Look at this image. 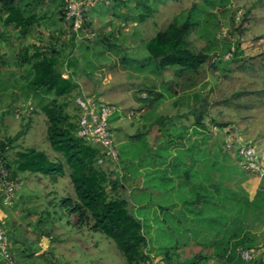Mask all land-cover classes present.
Listing matches in <instances>:
<instances>
[{
  "label": "rangeland",
  "instance_id": "1",
  "mask_svg": "<svg viewBox=\"0 0 264 264\" xmlns=\"http://www.w3.org/2000/svg\"><path fill=\"white\" fill-rule=\"evenodd\" d=\"M28 1L34 4V8L40 14H47L48 19L34 26L26 38L19 39L21 37H18L16 30L13 27H6L0 19V33L10 38L9 44L0 37V141L14 136L21 130H26L8 150V158L10 160L15 158V151L18 149L36 148L45 151L54 160L57 152L52 149L48 141V118L41 110L39 98L42 93L35 94L29 91L28 86L33 79L31 64L20 61L18 47L23 43L28 47L33 44L46 47L56 39H59V47H63L67 44L69 36H72V32L69 26L55 15L56 9L63 0H46L43 5L42 0ZM200 1L157 0L154 16L140 23L136 20L139 11L135 1L128 0L126 5H122L119 0H100L89 13L96 36L91 39H76L73 58L78 62V69L69 68L67 65L63 67L65 72L74 73L76 79L87 74L90 78L85 81L89 84L80 83L82 87L88 90L99 88L100 91L98 95L92 93L89 95L113 103L117 107L111 125L113 138L118 139L116 148L124 164L118 161L115 168L123 173L125 166V172L131 173L134 182H138L136 186H132L133 194L124 195L129 199L130 210L137 212L133 205L134 200L137 199L143 204L142 208L137 209L138 213L145 212L149 218H154L146 225L150 243L154 247L152 256L155 264H164L162 257L156 256L160 248L183 241L188 242L196 234L195 230L198 228L196 223L187 220V216H190L187 208L190 206H187L186 202L190 197L193 198L197 183L195 186L193 175L187 180L185 172L188 168L183 166L180 171L184 185L181 189H178V186L174 187L175 183L168 181L169 177L174 176L170 172V162L166 166L162 165V170L152 172L153 167L158 168L173 154L168 147L169 140L176 141L175 137L183 133L184 128L174 129L172 124L164 129L159 124H153L145 129L132 128L128 124L132 117L128 115L131 116L132 111L136 112L135 110L142 106L149 108L150 111H156V114H174L175 119H178L176 116L178 110L182 114L188 112V104L176 107L175 98H170L169 94L166 99L153 107H148V100L141 99L149 95V89L156 83L164 81L166 87H169L176 82L175 77L168 73L171 69L155 67V62L148 59L145 41L165 29L174 19L183 21L193 3ZM230 9H237L236 26L240 24L243 14L250 9L247 20L241 26L240 51L237 54L228 53L224 56L228 60L232 57L241 60L238 65L245 63V67L229 73L228 77L224 78L209 65L207 77L202 79L200 84L204 80L214 84V89L207 98V112L219 122L230 123L231 126L226 132L234 127L239 137L255 145L264 159V92L262 91L264 89V0H231L227 15L221 16L223 24L218 37L222 38L223 34L232 28ZM60 31L63 34H60ZM105 36H108L110 42H114L115 45L109 46L101 41ZM189 41L195 50H200L206 44L196 32L190 35ZM123 57L127 58V63L122 61ZM67 76L64 74V77ZM157 88L159 90V87ZM207 88L208 86L200 85L196 89L203 97ZM160 90L162 91L161 87ZM76 91L67 97L69 102L67 109L74 116L75 121L79 116L75 101L79 94ZM237 92L242 93H238L239 95L234 98ZM202 104L203 102L197 103V107L201 108ZM31 107L33 110L30 109ZM242 118L248 119L245 127L237 123ZM146 119L145 116L142 120ZM193 119L190 115L184 122L190 125ZM213 128L216 136L221 140L226 137L225 131H221V128ZM132 134H141V136H129ZM122 135L125 139L120 138ZM192 136L195 135L191 134L188 141L194 140L195 137ZM207 142L216 144L218 148L214 135H209ZM218 152L222 164L225 151L218 148ZM201 157L203 159L204 155ZM208 159L205 158V163L209 161ZM237 162L236 159L227 161L228 167L219 170L218 177L221 176L220 181L224 182L229 190L233 189L238 195L247 194L249 198H253L259 189L264 187V178L244 172ZM106 167L112 168L110 165ZM193 173L190 171V174ZM51 190L55 192L52 196L48 195ZM148 190L159 192V195L152 196ZM123 191L124 187L121 188L124 194ZM67 196L76 198L68 173L59 184L55 185L49 176L42 173L23 172L22 186L15 198V207L10 208L5 203V199L4 201L0 199V206L3 207L5 215L3 226L7 229L10 252L15 259L21 264H48V258L56 259L59 264H129L112 239L99 231L91 230L88 226H78L77 217L59 205L58 201ZM172 201L181 202L178 208L181 211L178 214L183 217V224L174 220L173 215H170L167 222L159 221L161 214L159 216L157 212L158 207H152L154 204L169 205ZM172 213L176 212L172 211ZM185 227L190 228V232L184 231ZM250 230L256 240V248L253 249L255 257L258 260L264 259L262 240L264 221L251 217ZM43 233L49 234L46 235L47 238H42ZM0 264H8L1 250Z\"/></svg>",
  "mask_w": 264,
  "mask_h": 264
},
{
  "label": "trees",
  "instance_id": "2",
  "mask_svg": "<svg viewBox=\"0 0 264 264\" xmlns=\"http://www.w3.org/2000/svg\"><path fill=\"white\" fill-rule=\"evenodd\" d=\"M45 1H41L42 5ZM132 1H135L139 11L136 15L138 22H145L154 16L157 0ZM127 2L128 0H119L122 5H126ZM230 2L231 0L194 2L183 21L174 19L165 29L145 41L148 59L155 62V67L171 69L168 73L175 77L176 82L169 87H166L164 81L156 83L149 89V95L141 99L148 100V107H153L166 99L169 94L170 98H175L176 107L188 104V112L184 115L187 118L192 115L194 118L193 133L198 135L195 141L205 142L209 135H214L219 150L225 151L222 164L220 155H217L216 159H208L205 157L206 149H199L196 146H189L186 149L181 147L171 158L169 168L174 175L172 176L178 181L173 180V177H169L168 181L175 183L174 187L178 186V189H181L184 185L180 171L183 166L188 168L185 172L187 180L193 175L195 186L197 183L193 198L190 197L186 204L190 206L187 208V213L190 215L187 216V220L196 223L198 228L196 227V234L188 242L176 243L157 251L156 256H161L164 264H264V259L258 260L255 257L253 249L256 248V240L250 230L251 217L264 221V187L260 188L253 198H249L247 194L238 195L233 189H230V192L224 182L220 181V175L218 179H214L215 171L227 168L226 163L230 159L238 161L239 158L235 150L225 148V138L221 140L216 136L213 128H221L226 136L228 133L226 129L231 124L219 122L207 112V98L213 91L214 84L208 80L200 84V81L207 77L209 65L224 78H227L229 73L245 67V63L238 65L241 60L233 57L228 60L224 56L228 53L237 54L240 51L241 26L247 20L250 9L243 14L238 26L235 25L237 9H230L232 28L223 34L222 38L218 37L223 24L221 18L227 15ZM57 9L59 19L65 22L66 1L63 0ZM1 15H6L5 24L14 26L22 36H26L31 28L42 20L34 4L28 0H0ZM88 25L93 27L92 21L88 22ZM70 30L72 32L71 28ZM194 32L206 41L200 50L193 49L189 41L190 35ZM101 41L109 46L115 45L114 42H110L108 36L103 37ZM58 42L59 39H56L50 46L37 47L35 55L29 56V50H26L21 55L20 61L31 64L33 79L28 89L35 94L39 91L42 93L40 102L41 110L48 118V141L60 158L53 160L43 150L27 148L16 150L14 160L9 161L12 165L15 164L16 174L42 173L49 176L53 183H56L59 177L65 176L66 168H69L76 198L64 197L58 201L59 205L77 217L78 226H88L91 230L99 231L112 239L129 264H155L152 256L154 247L150 243L146 225L154 218H149L145 212L130 210L129 199L121 192L124 185L132 187L138 182L131 180L129 174L125 172V166L123 173L117 168L104 169L103 165L98 163L102 155L101 147L87 142L76 134L78 117L75 121L74 116L68 111L67 97L78 90L79 84L73 74L64 77V74L68 73L63 68L67 65L69 68L78 69V62L73 58L76 35L72 32L71 39L63 47H59ZM126 59L123 57L122 61L127 63ZM200 85L208 86L203 97L196 89ZM262 91L264 92V89ZM238 93L242 92H237L233 97H237ZM199 102H203L201 108L197 107ZM174 117L162 116L161 128L170 125ZM246 122L248 119L242 118L237 123L245 127ZM186 128L189 129L188 126ZM25 131L21 130L14 136L0 141V150L7 153ZM229 131L234 136L238 135L234 127ZM139 136L141 134L131 137ZM179 136L184 140V134L181 133ZM172 143L174 140H170V144ZM198 152L204 154L203 159L202 155L196 154ZM205 158L209 160L206 163ZM119 161L124 164L120 154ZM198 162H201L202 166L197 171L195 165ZM190 171L194 173L190 174ZM204 179H207V183ZM180 204L179 201H172L169 205H159L158 211L155 210L159 216L161 214L158 220L167 222L170 215H173L174 220L183 224L184 219L178 214L181 211L178 209ZM0 225L3 226L1 222ZM190 230L188 227L184 229L187 233ZM46 235L49 234L43 233L42 238H47ZM262 240L264 244V230ZM242 250L251 251L253 258L244 259ZM48 259V264H59L56 259Z\"/></svg>",
  "mask_w": 264,
  "mask_h": 264
},
{
  "label": "built area",
  "instance_id": "3",
  "mask_svg": "<svg viewBox=\"0 0 264 264\" xmlns=\"http://www.w3.org/2000/svg\"><path fill=\"white\" fill-rule=\"evenodd\" d=\"M67 11L65 22L76 39H91L96 32L90 22V9L100 0H65ZM79 109L78 127L76 134L89 143L98 145L102 149L98 163L104 169L113 170L119 161V152L113 138V131L110 119L117 112L115 104L104 102L94 95H77L75 98ZM32 110V108H31ZM230 130V129H229ZM224 139V146L227 150H235L239 158L240 166L259 177H264V159L260 156L256 146L241 139L239 135L234 136L230 131ZM107 165L112 166L106 167ZM22 186L21 174L15 173V167L10 163L7 153L0 150V191L5 196V203L13 208L15 198ZM0 250L8 264H18L9 248V236L7 229L0 225ZM244 259L253 258V253L242 250Z\"/></svg>",
  "mask_w": 264,
  "mask_h": 264
},
{
  "label": "crops",
  "instance_id": "4",
  "mask_svg": "<svg viewBox=\"0 0 264 264\" xmlns=\"http://www.w3.org/2000/svg\"><path fill=\"white\" fill-rule=\"evenodd\" d=\"M58 9H56V13H55V15H58L59 13H58V11H57ZM42 17H41V21L38 23V24H36V25H39V24H41V22L42 21H44V20H46V19H48V16L47 15H44V13H42V14H40ZM59 16V15H58ZM5 18H6V15H1L0 16V19H2L3 20V23H4V25L6 26V27H13L15 30H16V32L18 33V37L20 36L21 38H19V39H24V38H26V36L30 33H28L26 36H22V34L19 32V30L18 29H16L14 26H12V25H6L5 24ZM60 18V17H59ZM62 21V20H61ZM63 22V21H62ZM36 25H34V26H36ZM33 26V27H34ZM32 27V28H33ZM31 28V29H32ZM31 31V30H30ZM60 34H63L61 31L59 32ZM0 37L2 38V40H4L5 42H7V43H9L10 44V38H7V37H4L1 33H0ZM71 37L72 36H69V40L71 39ZM69 40H68V42H69ZM24 41V40H23ZM67 42V43H68ZM35 44H33V46H34ZM31 46V47H28V46H26L24 43L21 45V46H19L18 47V51L20 52V54H19V57L21 58L22 56V54L23 53H25V51L26 50H29V56L30 55H35L36 54V51H37V47H40V46ZM71 74H73V76H74V78H75V80L77 81V83L79 84V89L76 91L79 95H81V94H83V95H85V94H87V95H89V94H97L98 95V93H100V91H99V88L97 89H94V90H88V89H86L85 87L83 88L82 87V85L80 84V83H82V84H89V82L88 81H85V79H87L88 80V78H90L87 74H85V72H84V76L83 77H77V79H76V75H74V73H68L67 75H71ZM68 77V76H67ZM96 79V78H95ZM95 81V80H94ZM91 82H92V79H91ZM39 94H41V91H39ZM40 96L41 95H39V98H40ZM149 108H145L144 106H142V107H140L139 109H137V110H135L136 112H134V111H132L131 112V116L130 115H128L129 117H132L130 120H129V122H128V124L132 127V128H140V127H143V129H145V128H147V127H150V126H152L153 124H159L160 125V123H161V117L162 116H165V115H168V114H156L155 112L156 111H150V110H148ZM155 113V114H154ZM154 114V115H153ZM177 115L176 116H178V119H173L170 123L173 125L172 126V128H184L185 129V131L182 133V134H184L185 135V137H184V140H181V138H180V136H177V137H175V140L176 141H174V142H176V143H172V144H170V140H173V139H170L169 140V144H168V147L173 151V154L170 156V158L169 159H167V160H164L163 161V163H161L160 165L159 164H157V165H159L158 166V168H156L155 169V167H153L154 169L152 170V172H154V173H156V172H158L159 170H162V165H165L166 166V164L168 163V162H170V160H171V158L173 157V156H175L176 154H177V151H178V149H180L181 147H183V148H188L189 146H196V147H198L199 149H206V152H205V157L206 158H209V159H216L217 158V155H219V152H218V148L216 147V144H214V143H212V142H207V141H195V139L197 138V135H195L194 133H193V122L190 124V125H187L184 121H185V119H187V117H185V115H184V113L182 114L181 113V111L180 110H178L177 111V113H176ZM147 117V119L146 120H142L144 117ZM169 116H172V117H174L175 115L174 114H172V115H170L169 114ZM189 118V117H188ZM184 119V120H183ZM161 126V125H160ZM186 126H188L189 127V129H187L186 128ZM149 130V129H148ZM147 130V131H148ZM191 134H194L195 136H192L193 138H194V140L193 141H188L189 140V138H190V136H191ZM134 135H137V134H132V135H129V136H134ZM121 139H125V137L122 135L121 137H120ZM118 140V139H117ZM117 140H115V143H117ZM225 153V152H224ZM224 153H223V156H222V158L224 157ZM55 154H57L55 157H54V159L55 160H59V158H60V156L58 155V153H55ZM196 154H198V155H202V153L201 152H198V153H196ZM204 155V154H203ZM204 158V157H203ZM10 160V159H9ZM12 160H14V158L12 159ZM11 161V160H10ZM170 164V163H169ZM202 163L201 162H198V164H196L195 165V168L197 169V171H198V169L202 166L201 165ZM15 164H13V166H14ZM15 167V166H14ZM68 169L69 168H66V174L68 173L69 174V176H70V170L68 171ZM171 172V171H170ZM21 174V176H22V173H20ZM130 175V177H131V180H133V175L131 174V173H129ZM155 175V174H154ZM64 176H62V177H59V179H58V181L56 182V183H54L55 185H57V184H59L60 183V181H61V179L63 178ZM154 177V176H153ZM175 179V181H178L176 178H174ZM214 179H218V173H217V171H215V174H214ZM134 181V180H133ZM73 185V184H72ZM133 186H136V185H133ZM133 188L134 187H128V186H126V185H124V195L125 194H127V193H129L130 195L131 194H133L132 192V190H133ZM149 192H150V195H152V196H154V195H156V196H158L159 195V192H155V191H151V190H148ZM54 191L53 190H51L49 193H48V195H50V196H52V195H54ZM57 194V193H56ZM56 196V195H55ZM21 197V196H20ZM3 199V201H4V198H5V196H4V194L0 191V199ZM134 200V199H133ZM16 205V204H15ZM134 207L136 208V210L135 211H138L137 209H140V208H142V203H140L137 199H135L134 200ZM159 207V204H154V205H152V207ZM15 207V206H14ZM13 207V208H14ZM178 207H180V206H178ZM159 209V208H158ZM152 211V210H151ZM4 220H5V215H4V212H3V207L2 206H0V222L3 224L4 223ZM41 253H43V251L41 252ZM17 261V260H16ZM17 263L18 264H21V262H19V261H17ZM25 264V263H24Z\"/></svg>",
  "mask_w": 264,
  "mask_h": 264
},
{
  "label": "clouds",
  "instance_id": "5",
  "mask_svg": "<svg viewBox=\"0 0 264 264\" xmlns=\"http://www.w3.org/2000/svg\"><path fill=\"white\" fill-rule=\"evenodd\" d=\"M145 97V96H144ZM32 108V107H31ZM30 108V109H31ZM32 110H33V108H32ZM253 145V144H252ZM255 146V145H254ZM260 154V153H259ZM238 164H239V160H238V162H237ZM240 165V164H239ZM241 167V166H240ZM242 168V167H241ZM242 170H244L243 168H242ZM244 171H246V170H244ZM248 172V171H247ZM250 173V172H249ZM252 174V173H251ZM254 175V174H253ZM259 177V176H258ZM262 178V177H261ZM15 258V257H14Z\"/></svg>",
  "mask_w": 264,
  "mask_h": 264
}]
</instances>
